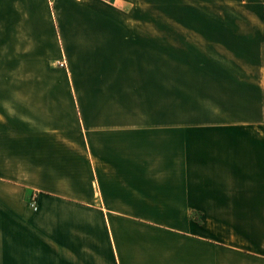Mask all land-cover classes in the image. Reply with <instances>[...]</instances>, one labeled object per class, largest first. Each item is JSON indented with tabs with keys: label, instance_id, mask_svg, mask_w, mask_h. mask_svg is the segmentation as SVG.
<instances>
[{
	"label": "crops",
	"instance_id": "crops-1",
	"mask_svg": "<svg viewBox=\"0 0 264 264\" xmlns=\"http://www.w3.org/2000/svg\"><path fill=\"white\" fill-rule=\"evenodd\" d=\"M82 90L0 51V264H264V115Z\"/></svg>",
	"mask_w": 264,
	"mask_h": 264
},
{
	"label": "rangeland",
	"instance_id": "rangeland-1",
	"mask_svg": "<svg viewBox=\"0 0 264 264\" xmlns=\"http://www.w3.org/2000/svg\"><path fill=\"white\" fill-rule=\"evenodd\" d=\"M3 40L17 67H49L82 87L78 101L264 115V0H0Z\"/></svg>",
	"mask_w": 264,
	"mask_h": 264
},
{
	"label": "built area",
	"instance_id": "built-area-1",
	"mask_svg": "<svg viewBox=\"0 0 264 264\" xmlns=\"http://www.w3.org/2000/svg\"><path fill=\"white\" fill-rule=\"evenodd\" d=\"M58 63H59V65H60L61 67H65V66H66V61H65V59L60 60ZM31 205H32L33 209H36V208H37L36 200H35V199H33Z\"/></svg>",
	"mask_w": 264,
	"mask_h": 264
}]
</instances>
